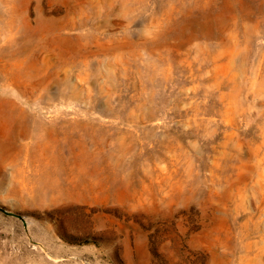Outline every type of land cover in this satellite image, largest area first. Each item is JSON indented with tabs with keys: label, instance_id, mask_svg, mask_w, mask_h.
I'll list each match as a JSON object with an SVG mask.
<instances>
[{
	"label": "rangeland",
	"instance_id": "374dc122",
	"mask_svg": "<svg viewBox=\"0 0 264 264\" xmlns=\"http://www.w3.org/2000/svg\"><path fill=\"white\" fill-rule=\"evenodd\" d=\"M0 264H264V0H0Z\"/></svg>",
	"mask_w": 264,
	"mask_h": 264
}]
</instances>
